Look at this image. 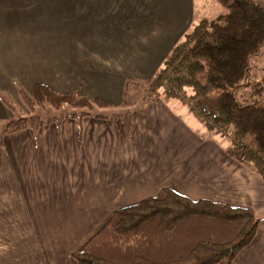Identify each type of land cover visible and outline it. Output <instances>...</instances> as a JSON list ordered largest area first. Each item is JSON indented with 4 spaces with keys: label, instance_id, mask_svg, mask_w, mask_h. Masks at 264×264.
I'll use <instances>...</instances> for the list:
<instances>
[{
    "label": "crops",
    "instance_id": "obj_1",
    "mask_svg": "<svg viewBox=\"0 0 264 264\" xmlns=\"http://www.w3.org/2000/svg\"><path fill=\"white\" fill-rule=\"evenodd\" d=\"M224 12L217 0H0V94L20 106V88L44 84L120 107L126 78L151 77L192 25ZM250 81L264 82V51ZM104 109L0 136V264H76L115 210L162 188L253 210L255 237L231 264H264V180L228 142L175 100L133 111L125 134ZM12 117L0 100V121Z\"/></svg>",
    "mask_w": 264,
    "mask_h": 264
},
{
    "label": "trees",
    "instance_id": "obj_2",
    "mask_svg": "<svg viewBox=\"0 0 264 264\" xmlns=\"http://www.w3.org/2000/svg\"><path fill=\"white\" fill-rule=\"evenodd\" d=\"M217 1L225 12L192 25L151 77L126 78L121 106H127L130 96L137 109L159 99L180 102L208 133L228 140L229 156L264 180V105H259L264 103V82L250 81L252 63L264 51V0ZM248 88L255 97L252 103L244 94L242 99L236 96ZM19 91L30 112L37 106H68L84 110L74 109L67 116H83L112 106L44 84L35 85L32 94ZM0 100L16 111L6 96L0 94ZM61 118L46 121L30 113L0 124V134L26 127L39 134ZM112 118L127 133L123 118ZM259 223L251 209L192 200L162 188L154 197L115 210L72 257L76 264H231L252 242Z\"/></svg>",
    "mask_w": 264,
    "mask_h": 264
},
{
    "label": "rangeland",
    "instance_id": "obj_3",
    "mask_svg": "<svg viewBox=\"0 0 264 264\" xmlns=\"http://www.w3.org/2000/svg\"><path fill=\"white\" fill-rule=\"evenodd\" d=\"M19 90H18L19 95L17 96V99L18 98L20 99V91ZM30 94H32V93H30ZM62 94H67V93H62ZM240 94H244V98L247 100L246 102H248V103H252L254 101V99H255V97L253 98L252 96H250L251 95V89L250 88L244 89L242 91V93L238 92L236 94L238 99H242L243 98V97L240 96ZM5 96L16 107V111L10 110L13 113V117L11 119L7 120V121L17 120V119H19V116L29 115L30 113L33 114V115H35V114L40 115L43 120L45 119L47 121L48 119H50L53 116L60 117V118L63 115L67 116L70 112L74 111V109H78V111L84 110L83 108H79V107L78 108H71V107H68V106H63L62 108H59L58 110H54V109L49 108L47 106L44 107V108H42L40 106H37L33 110V112H30V110L24 105L23 102L20 103V106L17 104L15 96H11L9 94H7ZM19 99H18V101H19ZM126 100L127 101L125 103L127 104V106H125V107L120 106V107L114 108V107L111 106L110 109H108V108L106 109L105 108L104 110L108 111V112H113V114H112L113 116H116L118 114L119 115H123V116L125 115L124 118L122 116L123 122H124V124L129 125L130 119L133 116L132 112L135 111L138 108V106L134 105V102H136V100H134L133 96H130V99L126 98ZM246 102H244V103H246ZM259 105H264V103L260 102ZM94 110H103V108H95ZM7 121H5V122H7ZM5 122H1L0 121V124L5 123ZM213 135H215L221 142H223L224 145H226L225 142H228V140L225 137H223L221 134L216 133V134H213ZM0 136H2V134H0Z\"/></svg>",
    "mask_w": 264,
    "mask_h": 264
}]
</instances>
